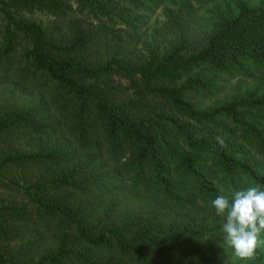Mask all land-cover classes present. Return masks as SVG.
<instances>
[{
    "label": "trees",
    "instance_id": "trees-1",
    "mask_svg": "<svg viewBox=\"0 0 264 264\" xmlns=\"http://www.w3.org/2000/svg\"><path fill=\"white\" fill-rule=\"evenodd\" d=\"M197 1L0 0V141L38 142L0 150V264H237L210 201L264 189V93L189 94L264 70V0Z\"/></svg>",
    "mask_w": 264,
    "mask_h": 264
},
{
    "label": "rangeland",
    "instance_id": "rangeland-1",
    "mask_svg": "<svg viewBox=\"0 0 264 264\" xmlns=\"http://www.w3.org/2000/svg\"><path fill=\"white\" fill-rule=\"evenodd\" d=\"M72 4H75V0H67ZM262 0H252L253 4H259ZM231 4V0H198L196 6L198 8V14L202 19L209 20L211 14L214 12L219 14L225 12L227 7ZM164 4L154 11L152 10L148 15L144 24H140V29L142 32H146L153 27H161L166 21L163 10L165 9ZM27 17L32 18L37 21H43L48 23L52 21V18L47 16L43 12H35L32 15H27ZM1 24V21H0ZM149 33V31H148ZM26 44V41H24ZM143 43V42H142ZM139 45L140 50H144V44ZM258 90L261 94L264 93V70L258 71L251 63L245 64V70H231L228 73L221 74L214 77L213 85L210 90L202 91L199 93L192 92L189 94V98L193 100L196 106L199 109H212L218 106H221L225 102L231 100L235 97H241L248 91ZM3 106V102L0 99V109ZM261 126H264V120L260 122ZM12 138L10 136H6ZM4 136V138H6ZM17 139V138H12ZM38 142L32 141L29 139H20V140H10L3 139L0 141V150H19V151H37ZM255 159L260 163L262 170H264V155L254 154ZM13 172V171H12ZM17 178L20 176L24 179L30 180L38 176V172L33 170H25L22 174V171L15 172ZM246 181L242 182V187L246 188L249 186ZM14 195L12 189H7L6 187H0V197H8ZM232 196V195H231ZM264 239V235L261 236ZM227 250V247H225ZM233 255V260L237 264H264V245L257 247L254 255L250 259H240L237 257L231 247H228Z\"/></svg>",
    "mask_w": 264,
    "mask_h": 264
},
{
    "label": "clouds",
    "instance_id": "clouds-1",
    "mask_svg": "<svg viewBox=\"0 0 264 264\" xmlns=\"http://www.w3.org/2000/svg\"><path fill=\"white\" fill-rule=\"evenodd\" d=\"M217 141L223 144L222 138L217 137ZM231 195V202L221 194L210 204L215 215L225 219L221 228L225 244L240 259H250L257 247L264 245L261 238L264 235V189L259 185H249L234 190Z\"/></svg>",
    "mask_w": 264,
    "mask_h": 264
}]
</instances>
